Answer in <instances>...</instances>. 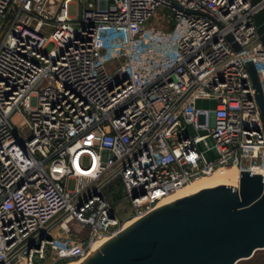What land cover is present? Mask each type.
I'll return each mask as SVG.
<instances>
[{
	"label": "built area",
	"instance_id": "obj_1",
	"mask_svg": "<svg viewBox=\"0 0 264 264\" xmlns=\"http://www.w3.org/2000/svg\"><path fill=\"white\" fill-rule=\"evenodd\" d=\"M250 4L0 0V264L84 260L124 228L109 188L137 220L220 168L264 175L251 79L225 38L264 93V0Z\"/></svg>",
	"mask_w": 264,
	"mask_h": 264
},
{
	"label": "water",
	"instance_id": "obj_2",
	"mask_svg": "<svg viewBox=\"0 0 264 264\" xmlns=\"http://www.w3.org/2000/svg\"><path fill=\"white\" fill-rule=\"evenodd\" d=\"M262 0H250L256 6ZM264 50V7L254 14ZM264 132V93L235 38ZM239 187L218 185L164 204L110 237L80 264H236L264 249V175L240 171Z\"/></svg>",
	"mask_w": 264,
	"mask_h": 264
},
{
	"label": "bare ground",
	"instance_id": "obj_3",
	"mask_svg": "<svg viewBox=\"0 0 264 264\" xmlns=\"http://www.w3.org/2000/svg\"><path fill=\"white\" fill-rule=\"evenodd\" d=\"M239 183H240L239 182V172L234 167L220 168V169L214 171L211 175L199 178L196 181L191 182L187 186L177 190L175 193H173L166 200V202L171 203V202H173L177 199H180L182 197L189 196V195H192L194 193H198V191H200L202 189L211 188V187H215L218 185H232L235 187H239ZM135 221H136V219H132V220L128 221L125 224L124 228L128 227L132 223H135ZM108 239H104L102 241L96 242L93 245L90 253L95 252ZM82 261H78L76 263L71 262L69 264H80Z\"/></svg>",
	"mask_w": 264,
	"mask_h": 264
},
{
	"label": "rangeland",
	"instance_id": "obj_4",
	"mask_svg": "<svg viewBox=\"0 0 264 264\" xmlns=\"http://www.w3.org/2000/svg\"><path fill=\"white\" fill-rule=\"evenodd\" d=\"M70 13L71 15H75L76 12V7L74 5H72L70 7ZM3 33H1L0 35V40L2 39ZM197 109H201V110H213L215 107V103L213 100H199L196 104ZM200 123H204L205 122V117L202 115L199 118ZM75 186V181L74 180H70L68 183V188L70 190H72ZM123 189L121 187L117 188V195H112V193L108 194L109 198L111 200H115L116 197L119 195V197H122L123 194ZM115 209H116V213L117 215L120 217V219L122 220V224L121 227H124L125 224L132 220V219H128L127 217H129V213H130V205L127 202H122L119 200L116 201V205H115ZM71 262H65L62 264H69ZM236 264H264V249L262 250H258L255 252V254L252 256V258L249 259H244L241 260L239 262H237Z\"/></svg>",
	"mask_w": 264,
	"mask_h": 264
},
{
	"label": "trees",
	"instance_id": "obj_5",
	"mask_svg": "<svg viewBox=\"0 0 264 264\" xmlns=\"http://www.w3.org/2000/svg\"><path fill=\"white\" fill-rule=\"evenodd\" d=\"M119 187H121V186H119ZM122 192H123V191H122ZM107 193H108V194L112 193V195H117V194H116V193H118V192H117V188H116V189H115V188H109ZM122 195H123V194H122ZM119 199H121V197H119V195H118L114 201H117V200H119Z\"/></svg>",
	"mask_w": 264,
	"mask_h": 264
}]
</instances>
